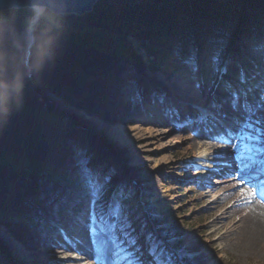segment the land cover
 I'll list each match as a JSON object with an SVG mask.
<instances>
[{"label":"trees","instance_id":"obj_1","mask_svg":"<svg viewBox=\"0 0 264 264\" xmlns=\"http://www.w3.org/2000/svg\"><path fill=\"white\" fill-rule=\"evenodd\" d=\"M33 18L30 10L0 14V227L38 251L48 246L58 215L96 175L102 171L106 183L110 179L105 162L104 168L93 165L90 140L70 129L47 96L112 124L132 125L143 96H160L141 82L130 37L150 59L175 63V73L194 69L201 55L218 66L238 34L253 50L264 45V0H100L85 18L45 12L25 63L13 36ZM167 53L175 61L166 62Z\"/></svg>","mask_w":264,"mask_h":264},{"label":"rangeland","instance_id":"obj_2","mask_svg":"<svg viewBox=\"0 0 264 264\" xmlns=\"http://www.w3.org/2000/svg\"><path fill=\"white\" fill-rule=\"evenodd\" d=\"M37 11L41 15L44 13L41 9L31 11L34 17ZM33 19L24 32L13 36L25 63L29 59L28 30ZM248 45L241 41L236 46L230 45L228 56L234 55L233 49L237 47L243 54L240 56L242 60L250 64L253 57L264 64V51L254 52ZM129 47L141 63V82L146 83L148 78L158 89L157 94L163 98L162 101L154 98L141 104L142 111L135 116L133 124L124 125L88 115L56 98L62 109L61 114L65 115L64 121L66 118L70 122V129L81 131L90 140L88 150L93 154V165L98 168L103 167L102 162L107 165L105 170L110 173L109 183H106V177L100 171L94 184H90L79 200L63 216L58 215L57 223L50 230L51 239L46 248L27 250L6 228L0 227L30 257L29 262L19 261L11 256L0 239V263L131 264L136 254L134 249L142 245V252H150L154 257L143 260L142 264H180L182 260L186 264H189L188 261L191 264H264V249H247L236 230L210 236L215 217L208 216L204 208L213 199L197 205L195 195L189 194L199 190L201 183L207 191L219 187L217 175L208 177L209 167L221 170L223 162L229 163L230 168L226 172L233 175V182L259 196L264 190V139H249L243 134L252 131L245 128L246 121L254 125L257 119L264 121V69L253 76L255 80L251 81L247 92L237 90L243 93L244 99L241 103H234L231 95L234 92L236 95V90L230 92L229 87L224 88L225 84L220 83L229 66V57L218 69L211 58L202 55L196 59L195 69L179 68L175 73V63L172 66L164 65L161 58L155 57L156 60H153L145 51H137L140 46L135 38L130 37ZM259 47L264 48V45L259 43ZM242 79L243 76L240 77ZM185 88H192V93L184 96L176 94ZM249 90L254 92L249 93ZM49 99L52 102L55 100L52 97ZM183 102L189 103L192 107L190 111L182 109L188 106ZM107 107L110 108L109 104ZM219 112H223V116ZM256 126L264 127V124ZM143 128L165 133L164 138L160 142L150 136L142 140L136 138V129ZM202 132L222 139L211 138L209 142L229 150L237 157L236 161L230 163L217 159L210 162L209 157H204L210 156L204 148L198 151L201 160L197 165L202 167L201 172L187 170V154L192 152L188 153L186 142ZM237 132L241 134L237 135ZM150 144L152 150L138 157L137 153L143 152L145 146ZM233 144L235 151L231 147ZM165 156L184 164L180 166L185 169L184 172L166 169L154 172L156 162ZM169 188L170 197L166 193ZM228 202L229 198L223 196L221 204Z\"/></svg>","mask_w":264,"mask_h":264},{"label":"bare ground","instance_id":"obj_3","mask_svg":"<svg viewBox=\"0 0 264 264\" xmlns=\"http://www.w3.org/2000/svg\"><path fill=\"white\" fill-rule=\"evenodd\" d=\"M39 11H37V15L34 17L29 30L28 35L30 39V43L33 37V29L36 26V17L39 15ZM239 34L236 36L235 40L233 39L231 42V46H236V43L238 41H241V43H244L245 40L243 38H238ZM197 46L204 48V40H201V38H197L194 40ZM250 47V45H248ZM234 50V55L229 57V66L226 67V72L223 75V78H220V83L225 84L224 88H230V92H233L236 90V95L232 93L231 98L232 101L235 103L240 101H243L244 95L243 93L247 92V88H250L251 81H254L255 78L253 76L260 72V70L264 69V64L261 62V60L251 58V63L244 61L240 58V56H243V54H240V51L236 47ZM31 52V51H30ZM169 55V59H166V62L170 60L171 58H174L171 53H167ZM202 56V55H201ZM199 56V57H201ZM164 60V59H163ZM165 62V61H164ZM196 63V61H195ZM257 70H256V69ZM254 71H258L257 73H254ZM243 76V79L240 80V77ZM252 78V79H251ZM251 79V80H250ZM146 83L143 85L145 86H152L153 88L156 87L152 84V82L147 78L145 80ZM179 84V83H177ZM257 88V87H255ZM155 89V88H154ZM192 88H185L181 93H176L180 95H186L191 94L190 91ZM233 90V91H232ZM237 90H241L243 93H239ZM250 91V90H249ZM248 91V92H249ZM254 91H250L249 93H252ZM158 93V90H157ZM229 95V94H228ZM242 96V97H241ZM160 98V99H159ZM158 101H162V97H159ZM53 99V98H52ZM54 100V99H53ZM150 100L147 98V96H143V104ZM184 105H188V102H183ZM201 107V106H199ZM191 106H184L182 108L183 110L186 109L188 111L191 110ZM227 108V107H226ZM181 111V108H180ZM239 113H241L240 110H238ZM221 116H223V112H219ZM65 116V115H64ZM70 124V123H69ZM68 125V124H67ZM160 126H163L162 124ZM78 134H83L81 131L77 129H73ZM137 130V137L138 139H143L145 136H150L155 138L156 142H160L162 138H164V134L159 131H153L152 129H136ZM215 136V135H213ZM217 140L221 141L222 139L216 138ZM211 137L207 134V132H202L201 134L197 135L194 139L188 140L186 143L188 145V153L192 152L191 154H187L189 157L187 160L189 163L185 165L187 167V170H190L191 172L200 171L202 170V167L197 165L198 160L200 157H198V151L201 149L206 148L208 152L210 153V156H204L205 158H210V162H213L217 159H223L227 160L228 162H234L236 161L237 157L230 153L229 150L223 148L219 144L209 142L211 141ZM154 141V142H155ZM153 142V143H154ZM181 144H184L181 143ZM150 145L145 146V150L142 152H138V157H142L145 152H150L152 149H150ZM166 148V147H165ZM166 150V149H165ZM213 156H215L213 158ZM147 161H151L148 159ZM229 163L223 162V169L218 170L213 167H209V176L217 175V182L220 184L219 187L212 188L210 190H206L205 187L202 185L199 186V190L195 192H190L189 194L195 195V202L197 205L205 204V202L208 199H213L212 202L204 208L206 210V214L208 216H211L214 218L213 222V230L210 233V236H216L223 231L228 232L227 230H236L241 237V241L244 244V246L251 250L255 251L256 249H264V200L260 198V196L256 193H254L250 189H246L245 187H241L237 182H233V175L228 174L226 171L230 168L228 165ZM182 163H177L170 157H163L160 159V161L156 162V165L153 167L154 172L157 171V169H166L170 172H177L181 171L184 172V168H180V166H183ZM222 168V167H221ZM189 172V174H191ZM172 174V173H171ZM247 185L248 182L244 181ZM171 189H166V193L170 197ZM227 196L229 198V202L227 204H221L222 197ZM218 196V197H215ZM214 197V198H213ZM189 206H193V204H189ZM218 214V217L216 215ZM233 215V216H232ZM0 239L1 242L7 247V250L10 252L11 256H15L19 261L23 260L26 262L30 261V257L25 252L24 248L16 243L14 240H12L10 237L6 235V233L0 229ZM135 251V256L132 259V262L135 264H142L143 260H146L150 258L152 255L150 252H142L143 246L138 245ZM76 252V251H75ZM142 255V256H141ZM23 256V257H22ZM22 258V259H20ZM151 258H154L151 256ZM191 262V261H190ZM189 261L188 263L191 264Z\"/></svg>","mask_w":264,"mask_h":264},{"label":"water","instance_id":"obj_4","mask_svg":"<svg viewBox=\"0 0 264 264\" xmlns=\"http://www.w3.org/2000/svg\"><path fill=\"white\" fill-rule=\"evenodd\" d=\"M100 0H0V14L10 11H22L30 10L36 11L41 9L45 12H49L56 17H72V18H85L93 14L95 7ZM41 14L36 17V26L33 29V33L37 27ZM35 43L34 34L28 49V58L30 57V51ZM49 97L55 99L54 102L50 101ZM52 95L47 96L48 103L53 105L55 110L59 113L62 112L60 103H57L56 99ZM65 122L70 123L66 118ZM74 128V127H73Z\"/></svg>","mask_w":264,"mask_h":264},{"label":"snow or ice","instance_id":"obj_5","mask_svg":"<svg viewBox=\"0 0 264 264\" xmlns=\"http://www.w3.org/2000/svg\"><path fill=\"white\" fill-rule=\"evenodd\" d=\"M260 124H264V121L257 119L255 125L252 124L250 121H246L245 122V128L251 129L252 131L251 132H244L243 134L249 139H252V138L264 139V127H257L256 126V125H260ZM236 134L240 135L241 133L237 132ZM229 135H231V133H229ZM211 138L215 139L216 137H211ZM231 147H232V150L235 151V145L233 144V145H231ZM241 163H243V161H241ZM245 166H247V165H245ZM238 167H239V165H238ZM260 197L262 199H264V190H261Z\"/></svg>","mask_w":264,"mask_h":264}]
</instances>
